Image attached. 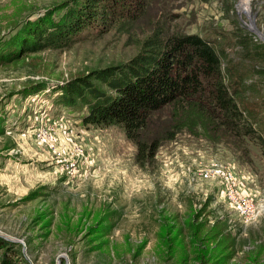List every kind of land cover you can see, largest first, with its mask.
<instances>
[{"label":"rangeland","instance_id":"obj_1","mask_svg":"<svg viewBox=\"0 0 264 264\" xmlns=\"http://www.w3.org/2000/svg\"><path fill=\"white\" fill-rule=\"evenodd\" d=\"M82 1L0 0V237L23 264H264V211L245 221L213 173L231 169L256 203L264 199L260 144L182 130L136 160L120 126L83 123L85 110L59 103L56 89L125 62L160 27L224 45L246 85L258 87L246 90L251 106L264 105V76L233 40L237 24L264 44V0H140L147 5L136 20L104 19L107 29L83 27L67 48L16 53L30 32ZM130 1L139 2L119 0L118 11ZM166 120V109L151 114L147 136Z\"/></svg>","mask_w":264,"mask_h":264},{"label":"trees","instance_id":"obj_2","mask_svg":"<svg viewBox=\"0 0 264 264\" xmlns=\"http://www.w3.org/2000/svg\"><path fill=\"white\" fill-rule=\"evenodd\" d=\"M138 1L119 11V0L77 2L59 22L30 32L16 53L67 48L83 27L107 29L104 19L136 20L147 5ZM97 4L104 16L96 17L98 11L91 6ZM233 40L242 57L256 63L253 72L264 76V44L237 24ZM232 62L217 40L178 31L164 34L159 27L139 41L135 54L125 62L93 69L56 86L58 100L74 110L84 109L83 123L120 126L135 146L136 160L152 157L162 140H172L182 130L212 142L247 138L264 152V105L260 101L252 107L245 94L258 87L246 85L248 75ZM163 109L166 123L147 136L151 114ZM0 264H23L14 244L1 237Z\"/></svg>","mask_w":264,"mask_h":264},{"label":"built area","instance_id":"obj_3","mask_svg":"<svg viewBox=\"0 0 264 264\" xmlns=\"http://www.w3.org/2000/svg\"><path fill=\"white\" fill-rule=\"evenodd\" d=\"M36 136L44 135L43 130L38 129ZM76 161L70 158L67 163V169H74ZM213 173L222 176L225 183L224 194L230 202L233 209L245 220L249 221L257 217L264 211V199L257 203L254 199L239 187V183L231 169L223 168L220 165H214Z\"/></svg>","mask_w":264,"mask_h":264}]
</instances>
